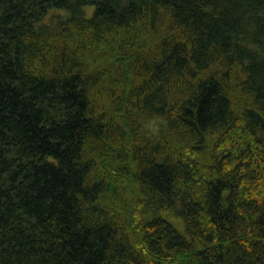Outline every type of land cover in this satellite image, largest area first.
<instances>
[{
  "label": "trees",
  "instance_id": "trees-1",
  "mask_svg": "<svg viewBox=\"0 0 264 264\" xmlns=\"http://www.w3.org/2000/svg\"><path fill=\"white\" fill-rule=\"evenodd\" d=\"M0 264H264V0H0Z\"/></svg>",
  "mask_w": 264,
  "mask_h": 264
},
{
  "label": "rangeland",
  "instance_id": "rangeland-1",
  "mask_svg": "<svg viewBox=\"0 0 264 264\" xmlns=\"http://www.w3.org/2000/svg\"><path fill=\"white\" fill-rule=\"evenodd\" d=\"M94 6L93 5H87L85 6V11L87 15H91L93 13Z\"/></svg>",
  "mask_w": 264,
  "mask_h": 264
}]
</instances>
